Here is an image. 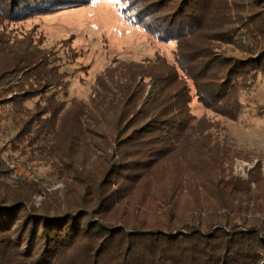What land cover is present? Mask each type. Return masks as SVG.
Wrapping results in <instances>:
<instances>
[{
  "label": "trees",
  "instance_id": "1",
  "mask_svg": "<svg viewBox=\"0 0 264 264\" xmlns=\"http://www.w3.org/2000/svg\"><path fill=\"white\" fill-rule=\"evenodd\" d=\"M92 1L0 0V142L10 122L11 152L65 187L14 181L0 155V264H264L262 176L233 175L178 71L204 105L237 116L264 77V0H121L132 25L176 43L179 67L122 63L89 104L67 106L55 52L32 36L16 47L5 23Z\"/></svg>",
  "mask_w": 264,
  "mask_h": 264
},
{
  "label": "rangeland",
  "instance_id": "2",
  "mask_svg": "<svg viewBox=\"0 0 264 264\" xmlns=\"http://www.w3.org/2000/svg\"><path fill=\"white\" fill-rule=\"evenodd\" d=\"M123 5L121 0H93L88 6L7 22L6 34H11L16 47L32 36L40 48L53 50L62 71L69 74L67 97L61 94V99L67 106L72 99L89 104L98 87L97 79L110 68L115 72L111 74L114 80L121 78L118 76L127 70L122 63H146L159 58L179 67L176 43L161 41L142 27L132 25L123 14ZM178 71L191 88V113L218 143L216 149L234 156L233 175L248 180L258 172L264 184V77L242 92L240 112L228 117L204 105L192 80L181 68ZM36 100L27 104L33 107ZM10 124L0 142V155L8 166L10 179L27 178L48 191L63 190L61 179L47 162L39 165L36 160L11 152L8 140L15 129ZM259 191L264 195V186ZM43 199V195L35 196V204L40 206Z\"/></svg>",
  "mask_w": 264,
  "mask_h": 264
},
{
  "label": "built area",
  "instance_id": "3",
  "mask_svg": "<svg viewBox=\"0 0 264 264\" xmlns=\"http://www.w3.org/2000/svg\"><path fill=\"white\" fill-rule=\"evenodd\" d=\"M12 176H14L13 174H11ZM21 175H25V174H21ZM25 177H29V176H25ZM17 179H20L19 177ZM22 179H27V178H22Z\"/></svg>",
  "mask_w": 264,
  "mask_h": 264
}]
</instances>
